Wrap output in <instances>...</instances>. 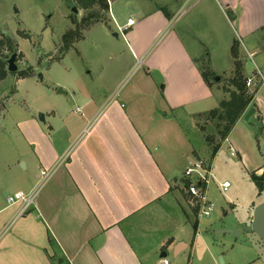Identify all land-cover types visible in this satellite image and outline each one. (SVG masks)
Wrapping results in <instances>:
<instances>
[{"label":"crops","instance_id":"1","mask_svg":"<svg viewBox=\"0 0 264 264\" xmlns=\"http://www.w3.org/2000/svg\"><path fill=\"white\" fill-rule=\"evenodd\" d=\"M203 1L184 11L196 14L181 26L176 5L138 9L134 25H118L114 37L122 35L130 62L143 66L139 80L123 88L126 74L114 70L84 93L73 83L74 104L54 99L34 126L37 137L24 135L34 156L5 162L9 183L0 179V264H147L170 248L177 258L190 248L168 234L167 223L169 213L188 208L184 172L201 160L181 120L217 109L224 96L203 78L200 59L212 64L219 47L232 59L236 35L254 56L255 37L264 31V0H215L219 9H196ZM253 82L254 114L239 119L223 142L243 161L250 156L232 139L241 123L257 122L262 132L248 135L250 148H264V83L259 75ZM262 154L257 176L264 174ZM43 172L50 174L46 181ZM35 190L25 212L7 201Z\"/></svg>","mask_w":264,"mask_h":264},{"label":"rangeland","instance_id":"2","mask_svg":"<svg viewBox=\"0 0 264 264\" xmlns=\"http://www.w3.org/2000/svg\"><path fill=\"white\" fill-rule=\"evenodd\" d=\"M72 1L78 5V15L71 12L68 0H0V179L3 184L9 183L5 162H12L21 155L34 156L32 149L27 153L24 135L31 132L33 138L37 137L34 126L43 123L40 114L52 107L57 98L74 104L70 99V85L75 83L83 93L86 84L96 89L114 70L117 74H126L123 88L139 80L143 66L139 61L130 62L123 36L114 37V33H119L118 25L125 24L129 18H138L140 8L163 7L172 11L176 5L180 9L176 23L181 26L196 14L195 11L182 16L197 0L190 3L188 0H107V11H102L99 5L92 8L84 1ZM204 5L209 9L220 7L215 0H204L196 9ZM93 14L96 17L91 18ZM87 19L88 23L84 22ZM204 27L209 26L204 24ZM237 27L234 24L233 31ZM217 38L213 46L219 47ZM255 38L254 56L248 55L249 50L241 45L236 35L233 43L237 46L236 59L232 51V59L227 57L223 47L215 48L212 64H205L206 59H200L203 61L201 68L212 75L211 84L222 90L223 101L230 100L232 93L238 92L232 82L237 78L236 62L247 80L249 76H264V31ZM13 48L18 50L17 73H9L7 65L3 64V60L12 55ZM259 55L263 56L262 62L255 59ZM77 76L83 77L82 81H76ZM217 77L219 81L215 80ZM247 89L253 92L257 88L247 86ZM207 117V114L196 117L195 121L183 117L181 122L198 158L212 164L213 179L208 187L212 211L208 217L199 215L186 197L188 208L185 206V212L177 208L172 215L169 213L167 223L171 224L168 225L171 230L168 234L191 246L178 258L170 248L166 259L170 264H264V241L257 234L243 230L251 226L257 205L264 202V189L259 193L252 179L255 168L263 161L264 148L258 147L252 152L248 137L253 132L259 136L262 130L253 120L241 123L232 136L234 146H241L250 156L248 161L239 156L232 157L228 143H223L213 158L206 136L219 138L218 129H213L218 120L209 117L206 123ZM224 182L230 183L226 191L222 188ZM14 186L10 185L9 190L14 191ZM195 223L198 224L197 234ZM237 230L242 232L236 237L220 233ZM160 254L150 258L147 264H160L163 259Z\"/></svg>","mask_w":264,"mask_h":264},{"label":"trees","instance_id":"3","mask_svg":"<svg viewBox=\"0 0 264 264\" xmlns=\"http://www.w3.org/2000/svg\"><path fill=\"white\" fill-rule=\"evenodd\" d=\"M81 1H84L85 5L92 8L95 7L96 5H99L102 11L109 10L107 0H81ZM92 17H96V14H93L91 18ZM88 20L89 19L85 20L84 22H87ZM70 35L73 34L71 33ZM66 42H69L68 37H66ZM231 51L233 53L234 58L236 59L238 54L236 43L233 44ZM5 60H3L4 65H6ZM236 66H237L236 69L237 78L233 79L232 82L237 87L238 92H233L231 95V99L222 101L217 109H214L208 113L197 116V117H202L207 114L208 119L206 123L208 122V120H210V118H212L213 120L214 119L218 120V125L216 126L213 125V129L215 128L218 129L219 138L216 139V137L213 135L206 136V142L210 146V150L213 158L219 152L223 142L229 137L232 130L239 121V119L242 118V116L249 109V107L254 106V97L257 89H255L253 92H249V90L247 89V79L244 78L243 75L241 74L242 69L239 62H236ZM202 76L209 85H212L210 82L212 80L211 78L212 75L209 72H206L205 70L202 69ZM252 179L259 188V193H260V191L264 189V174L262 176H257L254 174L252 175ZM194 228L195 230L197 229V223L195 224Z\"/></svg>","mask_w":264,"mask_h":264},{"label":"built area","instance_id":"4","mask_svg":"<svg viewBox=\"0 0 264 264\" xmlns=\"http://www.w3.org/2000/svg\"><path fill=\"white\" fill-rule=\"evenodd\" d=\"M135 21L129 19L126 26H133ZM121 33L122 29L120 28ZM260 81L264 83V76L259 74ZM255 76H251L247 80V86L249 88L256 87L254 84ZM229 151L232 157L237 156V151L233 147H229ZM43 181H46L50 174L43 172ZM185 183V192L188 196V203L195 211L199 212V215L210 216L212 211V204L208 200V187L210 181L213 179L212 167L210 164L204 160H197L195 163L191 164L186 168L184 172ZM230 187L229 182H224L222 188L226 191ZM36 196V190L31 194H25L23 192L16 193L12 196H9L7 201L9 204L21 203L23 205V212L28 210ZM162 264H170L166 258L162 259Z\"/></svg>","mask_w":264,"mask_h":264},{"label":"water","instance_id":"5","mask_svg":"<svg viewBox=\"0 0 264 264\" xmlns=\"http://www.w3.org/2000/svg\"><path fill=\"white\" fill-rule=\"evenodd\" d=\"M68 7L70 8L71 12L75 15L79 14V8L75 2L72 0H68L67 2ZM117 36V34L115 35ZM17 57H18V50L17 48H13V53L12 55L5 60V63L7 65V70L9 73H17L19 71V66L17 65ZM219 77H217L215 80L219 81ZM62 90H60L61 92ZM254 114V109L250 108L249 111L247 112L245 116V120H249L251 116ZM40 119L44 121V115L40 114ZM1 122V120H0ZM248 233H255L259 236L264 241V203L257 206L253 215V221L251 226L249 227H244V229ZM242 230H237V231H223L220 232L222 234L228 233L233 236H238L241 234ZM167 253H163L161 255V258H166Z\"/></svg>","mask_w":264,"mask_h":264}]
</instances>
